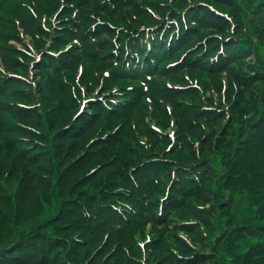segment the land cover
<instances>
[{
	"label": "trees",
	"instance_id": "trees-1",
	"mask_svg": "<svg viewBox=\"0 0 264 264\" xmlns=\"http://www.w3.org/2000/svg\"><path fill=\"white\" fill-rule=\"evenodd\" d=\"M16 1L0 0V12L10 5H17L32 16L30 10L24 7L26 4L21 0ZM36 2L39 5L43 3L45 7L47 3H53L52 9H58L59 17L63 16L60 21H65L64 25L54 29V37L58 43L48 44L41 50L43 58L37 64L39 69L52 71L53 77L47 80L55 85L56 95L68 92L71 88L74 78L65 77L63 71L74 68L79 61L97 70H109L107 78L118 86L116 88H129L127 93L119 94L118 98L124 101L122 104L109 105L112 93L109 94L108 84L103 82L99 86L101 92L93 91L92 84L85 85L84 72L80 78L82 85H79V90L82 88L89 95L88 99L99 100L104 97L103 100L108 105L91 101L87 110L76 118L78 105H72L83 96L74 98L70 95L66 101L71 106L69 113L73 116L65 113L66 120L61 121L59 118L60 126L53 129V115L46 108L45 98L38 94L41 83L33 79V83L28 85L26 81L10 76L12 74L25 78L23 72L29 75L24 65L30 64L23 58L22 52L14 49L13 53L19 54V57L9 59L16 71L0 68V111L17 130L4 131L3 115H0V157L8 156L9 160L18 163L19 166H14L22 172V176L26 175L28 181L36 183V189L39 187L37 181H49L48 185L41 183L35 192L20 197V192L15 195L9 188L4 189L0 180V200L13 198L14 209L19 212L16 221L4 218L10 221L14 236L8 242L0 244V264H24L27 259H33V245H36L31 244V238L36 235L39 236L37 238H48L46 252L55 243L65 245L69 238L65 239L62 234L50 233L47 232L49 228H43L55 223L68 226L76 224L79 227L78 222H82L80 220L87 221L84 225L97 234L98 243H101L90 255V261H99L104 251L111 249L113 252L107 260L108 264H198L209 258H214V264H264V0L253 5L248 4L249 0ZM210 7L218 10L222 16L217 15ZM146 8L152 9L155 14L147 13ZM112 16L115 20L144 22L128 28L118 25ZM175 24L180 29L178 32H175ZM50 26L44 33H53V26ZM141 27L157 28L166 37L173 35V41L166 42L170 46L169 54L162 43H151L153 48H150L148 60L160 59L167 63L157 65L142 58L145 61L142 65L144 69L141 71L139 67V72L135 73L126 68L125 60H134V54L129 53V43L131 46L135 43L131 33H136ZM199 29L210 31L198 37ZM58 37L62 38L57 39ZM72 39L80 47L72 44V47L63 50L61 46ZM136 45L139 47V44ZM143 48L142 46L140 49ZM220 48L224 49L223 54L220 53ZM28 54L30 55V51ZM185 54L186 57L182 60ZM246 56L250 60H245ZM30 57L33 60L34 57ZM214 58L217 59L214 61ZM181 60L177 67L167 69L170 65L168 63ZM4 62L5 60L1 63L5 65ZM185 69L190 70L188 75L196 73L205 83L221 79L223 73L231 77L227 93L221 97V108L210 103L215 98H209L210 102H206L201 95L197 96L198 102L200 100L198 116L221 118L222 121L229 119L221 129L216 128L221 136H204L202 142H208L205 146L197 143L196 137L185 139L179 130V136L185 142L179 144L178 141L171 148L158 147L156 153H147L149 147L132 153V136L126 116L147 95L171 101L175 94L169 92L170 87L166 86L164 79L169 74ZM237 70L239 72L236 73ZM146 71L153 78L145 79ZM204 76L209 80L206 81ZM140 79H145L146 90ZM255 82L259 86L255 89L249 87ZM190 88L195 89L192 84ZM26 99L27 104L22 106ZM175 106L171 112V126L184 123L181 126L185 128L191 107L186 103L178 109ZM19 111L28 113L23 115ZM19 116L28 118L34 124L37 121L40 133L33 130L38 129L34 125L22 122ZM235 119L240 122L233 124ZM192 128L200 130L193 123L187 129ZM92 129L96 132L90 136L74 162L68 160V153L56 151L59 146L75 144ZM8 134L12 135L7 138ZM188 142L190 145H187ZM181 148L188 155H193V152L202 155L204 151H208L210 155L194 157L192 163H186ZM49 174L50 177H45ZM79 174L81 176L78 178ZM207 178L212 179L214 185L208 183ZM92 183L94 185L88 186ZM101 184L104 186L95 192H87L97 189ZM119 184V189L111 190L119 194L116 196L117 203L96 204L102 198L101 190L112 194L108 190ZM203 192H208L210 196V209H206L203 215H198L197 220L175 216L176 210ZM26 197L29 198L28 202ZM24 205H39V208L48 205L52 216L39 222L30 232L17 236L22 214L25 213ZM30 221H37V216ZM194 222L206 229L204 234L198 235L200 239H195L200 248L193 244L195 240L191 243L179 234L180 231L190 229L189 225ZM240 228L248 229L252 236L241 237L237 230ZM216 230L220 231L216 236L218 238H213L212 232L215 233ZM106 231L109 234L105 235ZM225 236H229L236 245L234 254L219 244ZM199 240L208 242L207 246H202ZM140 242L145 245L142 247ZM21 249L25 251V255L20 253ZM240 249L243 251L240 252ZM227 255L231 256V261ZM55 257L50 264H54ZM41 258L45 259V255ZM69 259H65V262L71 261Z\"/></svg>",
	"mask_w": 264,
	"mask_h": 264
},
{
	"label": "rangeland",
	"instance_id": "rangeland-1",
	"mask_svg": "<svg viewBox=\"0 0 264 264\" xmlns=\"http://www.w3.org/2000/svg\"><path fill=\"white\" fill-rule=\"evenodd\" d=\"M16 1V0H15ZM38 1V0H37ZM13 2V1H12ZM17 2V1H16ZM20 2H23V4H26L24 7L28 8L32 14V16L29 14V12L17 5H10V7H6V9L3 12H0V68L2 70H10V71H16L12 65L9 63V59L13 56L18 58L19 54L13 53L14 49L20 50L22 54L24 55V59L30 64L24 65L25 69H28L29 75L25 74V80H31L33 82V79H37L36 82L41 83L39 85V91L38 94H41V98H45V104L46 108L49 110L48 112H51L50 115H53L54 122L52 123L53 129H56L59 127L60 123L58 122V119L60 118L61 121H65L66 118L64 117L65 113H69L71 110V106L67 103L66 98L70 95H73L74 98L77 96H83L81 98V101H83L85 98H87L89 95H87L84 90H79V85H82L80 78L83 77L84 72L86 73V81L85 85L94 87L93 91H100L99 86L105 82L108 84L107 89L110 90L109 94L112 93V95L109 96V98H118L120 92L121 93H127L128 88H116L118 86L111 83L109 78L105 75L106 70H97L91 65H85L82 61H79L78 64L72 68V69H64L63 74H65V77H73V84L71 88L68 90V92H62L60 94L56 95L55 92V85L50 83L47 78L53 77V73L51 70L48 69H39L37 67L36 61L31 60L29 52V46L31 48H35L37 52H40L44 48L47 47L48 44H57V40L54 37L55 27L61 26L65 24V21H60L63 16L59 17V10L58 9H52L53 3L46 5V8L43 3L40 5L36 2V0H21ZM259 2V0H249L248 4L253 5L255 3ZM13 4V3H11ZM181 5H185V3H181ZM50 6V9H49ZM52 9V10H51ZM147 13H150L154 15L155 13L150 8H146ZM112 18L115 20V17L112 16ZM141 19V18H140ZM112 20V21H114ZM118 25L125 26V27H133L136 25L141 24L142 20L137 21H122V20H115ZM68 23V22H67ZM52 25L51 31L53 33L51 34L49 31V34L44 33L46 28H50ZM210 29H199L197 36L200 37L201 34H204L205 32L208 33ZM58 34V33H57ZM61 35V33H60ZM59 35V36H60ZM17 36V37H15ZM62 37H58L57 39H61ZM75 43V40L69 41L67 44L61 46L64 48L63 50H66L69 47H72ZM73 44V45H72ZM22 54L20 56H22ZM21 58V57H20ZM245 60H250L249 56H246L244 58ZM5 60V65L1 62ZM34 61V62H33ZM171 61H174L172 59ZM190 72L189 69L181 70L177 73L169 74L167 75V78L164 79V82L166 83V86L169 88L170 93L175 94V96L172 97V100H163L161 97H157V99H154L152 96H145V98L136 105V107L132 110L131 113H129L126 117L129 126H130V132L132 136V142L130 144L131 148L130 150L132 153L136 152L138 149L142 148H148L149 150L147 153H156L158 147H165V148H171L174 144H176L179 141V144L181 142H185L183 138H180L179 130L182 131V134H184L185 139L188 138H197L198 142L201 145H208V142L203 143L202 138L206 135L212 137V135L218 136V138L221 136L220 132H216V128H222L226 124V121L229 119L221 120V118H209L207 117H200L197 115V113L200 112L199 104L200 100L198 102L197 96H200L203 98L204 101L210 102L209 98H215L216 100H212L210 103L214 106H220L221 108L222 104L221 97L222 95L227 93L228 90V83L230 82V78L228 77L227 73H223L221 75V79L218 80H211V83H205L196 73H193L192 76L188 75ZM236 73L239 72L238 70L235 71ZM75 79L77 81H75ZM204 79L206 81L209 80L207 76H204ZM218 81V82H217ZM190 84H192L195 89L190 88ZM28 85H31L28 83ZM35 85V84H34ZM227 86V89H226ZM256 86H259L258 82H255L254 84L250 85L251 88H256ZM27 88V86H24ZM86 89V88H85ZM28 90V88H27ZM91 91V92H93ZM88 92V93H91ZM66 95V97H65ZM22 99V98H21ZM7 100V99H6ZM72 102V101H71ZM70 102V103H71ZM189 104L191 107L190 113L186 118V127L182 128L181 125H185L184 123H180L176 127H172L173 123V115H171V112L174 109H178L181 107L182 104ZM27 104V99L24 100V103H22V106H25ZM202 104V103H201ZM218 104V105H217ZM78 105L77 112L80 109V101H77L76 104L72 106ZM2 105H0L1 107ZM226 107V106H225ZM228 109V107H226ZM4 109V108H2ZM66 111V112H65ZM54 112V113H52ZM18 113H21L25 115L28 112L19 111ZM0 115H3V123L5 126V130L7 132H13L17 131L16 128L12 127L9 120H7L5 115L2 114L0 111ZM27 115V114H26ZM169 116V119L167 118ZM69 116L72 117V113H69ZM167 116V117H166ZM172 116V117H171ZM21 117V116H19ZM16 119L17 117H11ZM24 123H28V118H22L20 119ZM240 121L234 120L233 124L238 123ZM32 126L34 125L38 129L36 132L40 133L39 131V124L37 121H35V124L33 122H29ZM193 123L194 127L199 126L200 130L195 131L194 128L187 129L188 126ZM7 128V129H6ZM30 128V127H28ZM41 130V129H40ZM220 131V130H219ZM96 132L95 129H92L90 132L86 133L82 137H80L75 144H69L68 146H59L57 150L59 152H66L68 153L67 158L68 160L74 162L78 155L81 153V150L84 149L85 144L89 141L90 136H93V134ZM25 134V132H23ZM37 134V133H36ZM181 134V135H182ZM12 134H8L7 138H9ZM2 138V136L0 137ZM36 138V136L34 137ZM32 142L34 140H31ZM73 141V140H72ZM74 142V141H73ZM187 145H190V142L187 143ZM195 148V147H194ZM184 149L181 148L182 151V157H184V161L186 163H192L194 161V157H208L210 153L208 151H204L202 155H198L196 152H193V155H188L187 153H184ZM148 156H151L148 155ZM238 159L242 161V158L238 156ZM22 161V160H21ZM24 162V161H22ZM239 164V161H238ZM14 165H18L14 160H9L8 156L6 157H0V180L3 183L4 189L10 190L12 194L17 192H20L22 197L23 195H28L30 193L35 192L39 187L40 184L48 185L49 181L47 179H42L41 182L37 181L39 183L37 186H39L37 189L36 183H34L32 180L28 181L26 179V175L22 176V172ZM19 166V165H18ZM90 170V169H88ZM81 176V174L78 175V178ZM45 177H50L49 175H45ZM208 183L214 185L211 181L212 179L207 178ZM121 184V183H120ZM112 186L108 191H110L112 194L105 193L103 190L100 191V194L102 195V198H99L96 204L98 202H116L118 193H113L111 190L119 189L121 185ZM94 183L88 186H92ZM86 186V187H88ZM104 184H101L97 189L88 190V193H93L96 190L100 189ZM82 188V187H80ZM83 192V191H82ZM81 193V192H80ZM1 194V190H0ZM79 194V193H77ZM239 194L242 195L240 192ZM239 196V195H238ZM87 197V196H86ZM210 196H208V192H203L201 194H197L196 196L192 197L188 203L184 206H182L179 210H176L175 216L178 218H193L197 220L198 215H203L206 211V209L211 208V204L208 203ZM13 198L8 199H1L0 200V244L8 242L10 237L14 236L12 225L10 224V221H6L4 218H12L14 221H16L17 214L19 212H16L14 209V202L12 200ZM28 197H26V202H28ZM109 200V201H108ZM34 200H32L33 202ZM25 202V203H26ZM95 204V205H96ZM25 213L22 214L21 217V225L18 227L17 236L26 232H30L32 229H34L39 222H43L46 218L52 216V210H50V207L48 205L44 206L42 205L41 208H39V205L34 206H27L24 205ZM35 216H37V221L31 222ZM7 218V220H8ZM81 223L78 222L79 227H76L74 225L68 226L64 224H50L47 227L43 228H49L47 232H55L59 235H63L66 238H69V242H66L65 245H61L59 243H55L51 246V248L46 252L45 249L48 247L49 241L48 238H37L39 236H34L31 238V244L33 245V256L31 258L33 259H27V263L24 264H50L51 259L55 257L54 264H108L109 261L108 258L111 255L113 251L111 249H108L104 251V253L99 258V261H90V255L94 252L95 248H99L101 246V243H98L97 234L91 230V228L86 227L84 224L87 222L86 220H80ZM18 225V221L16 222ZM190 229L187 228L185 232L180 231V235L183 239H187L189 242L193 243L195 239H200L198 237L199 234H204L205 228L198 224L193 223L189 225ZM17 228V227H16ZM42 229V230H43ZM229 230V229H228ZM238 233L243 238H249L252 236V233L245 228L237 229ZM179 232V231H176ZM220 231L216 230L215 233L212 232L213 238L217 236V234ZM109 234L108 231L105 232V235ZM227 235V234H226ZM204 237V236H203ZM218 238V237H216ZM220 240V239H219ZM80 241L84 242L83 245ZM202 244V246H207V243H203L201 240H199ZM198 241L195 240L193 243L197 248L199 247V244H197ZM220 245L227 247L230 251H233L234 254L235 251V244L231 240L229 236H225L224 239H221V242H219ZM181 246H184L181 244ZM208 248V247H207ZM243 249H240V252H242ZM20 253L25 255V251L21 249ZM58 254V256L56 255ZM42 255H45V259L41 258ZM70 259H69V257ZM27 257V256H26ZM227 258L229 261H231V256L227 255ZM65 259H69L71 261L65 262ZM198 264H214V258H209L207 260H202Z\"/></svg>",
	"mask_w": 264,
	"mask_h": 264
}]
</instances>
